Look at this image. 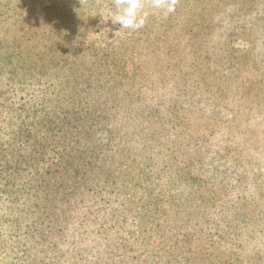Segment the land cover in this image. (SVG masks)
Listing matches in <instances>:
<instances>
[{"label": "trees", "instance_id": "obj_1", "mask_svg": "<svg viewBox=\"0 0 264 264\" xmlns=\"http://www.w3.org/2000/svg\"><path fill=\"white\" fill-rule=\"evenodd\" d=\"M52 35L47 43L29 38L30 46L24 45L25 38H10L9 44L6 35H0V223L6 224L0 225V233L11 225L7 236L0 234V264H57L56 258L68 255L60 250L66 240L71 237L73 244H81L73 238L75 228L80 224L89 228L97 217L100 226L118 225L121 242L124 228L133 225V239L145 243H134L132 257L110 263L98 256L91 264H239L244 234L241 238L231 234L237 242L231 251L223 242H214L213 237L225 240L228 234L212 225L230 221L235 225L238 211L232 210L229 217L228 211L213 208L228 196L242 203L245 220L253 218L254 226L259 219L264 223V213L250 205L258 186L253 190L250 184L220 182L209 177L204 165L192 161L173 167L174 177L164 183L163 178L156 181L157 170L147 169L145 162L135 170L137 176H130L135 160L145 158L133 147L132 137L118 131L117 113L125 102L145 98L144 85L135 82V66L118 65L108 58L114 52L102 54L96 68L82 65L81 47L72 51L76 60L71 59L70 49L56 45L61 37ZM122 77L128 82H121ZM111 167L123 174L121 185L109 180ZM99 175L108 179L94 180L101 185L96 190L91 180ZM137 187L146 198L141 196L135 209L102 212L104 219L92 214L96 203L111 207L110 197L97 202L101 191L126 194L141 191ZM133 218L139 220L137 230ZM149 223L150 236H143L142 227ZM203 232L210 234L202 238ZM55 248L60 252L52 251Z\"/></svg>", "mask_w": 264, "mask_h": 264}, {"label": "rangeland", "instance_id": "obj_2", "mask_svg": "<svg viewBox=\"0 0 264 264\" xmlns=\"http://www.w3.org/2000/svg\"><path fill=\"white\" fill-rule=\"evenodd\" d=\"M114 11L113 0H0V35H6L9 44L13 38H25L24 45L30 46L33 41L29 38H43L47 43L51 41L47 36L55 34L62 38L56 45L70 49L71 59L76 60L72 51L81 47L82 65L96 68L102 54L114 52L108 58L118 65L135 66V82L144 85L145 98L129 105L125 102L117 113L118 131L130 135L133 147L145 158L135 160L129 175L137 176L135 170L145 162L147 169L157 170L156 181L163 178L164 183L168 176L174 177L173 167L192 161L204 165L209 177H218L220 182L250 184L252 188L256 184L250 205L264 213V0H177L174 13L156 11L139 30L113 23L109 16ZM73 32L77 36L72 37ZM120 81L126 83L128 78ZM113 168L109 180L121 185L119 177L123 174ZM105 179L99 175L91 184L98 190L101 185L94 182ZM140 190H127L126 194L101 191L96 195L97 202L110 197L111 207L96 203L91 207L92 214L104 219L102 212L135 209L138 199L146 198ZM240 204L227 196L214 206L217 212L228 211L229 217L232 210L238 211L239 218L232 226L231 221L224 226L212 223L224 230L223 235L228 234L225 240L217 236L213 240L232 251L237 242L231 234L237 233L240 238L244 234L245 248L240 249L243 254L239 264H264V223L259 219L254 226L253 218L245 220ZM78 216L81 218V214ZM96 220L89 228L83 224L75 228L74 234L81 239L77 235L73 238L81 244H73L71 237L70 242L66 240L60 250L68 255L66 259L56 258L57 264H91L98 256L115 263L122 256L132 257L137 250L132 247L134 243H145L133 239V225L123 226L121 242L118 225L100 226ZM133 221L137 230L139 220ZM10 226L0 234L7 236ZM142 228L143 236H150L151 223ZM207 234L203 232L202 238ZM60 250L52 249L57 253ZM232 256L237 258L236 254Z\"/></svg>", "mask_w": 264, "mask_h": 264}, {"label": "clouds", "instance_id": "obj_3", "mask_svg": "<svg viewBox=\"0 0 264 264\" xmlns=\"http://www.w3.org/2000/svg\"><path fill=\"white\" fill-rule=\"evenodd\" d=\"M176 3L177 0H147V3L146 0H113L115 11L109 18L120 28L139 30L156 11L164 15L174 13Z\"/></svg>", "mask_w": 264, "mask_h": 264}]
</instances>
